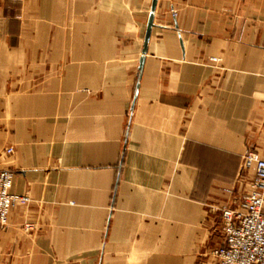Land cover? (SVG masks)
I'll use <instances>...</instances> for the list:
<instances>
[{"label":"crops","instance_id":"crops-1","mask_svg":"<svg viewBox=\"0 0 264 264\" xmlns=\"http://www.w3.org/2000/svg\"><path fill=\"white\" fill-rule=\"evenodd\" d=\"M152 2L0 0V169L29 199L0 264H216L264 160V0H157L143 55Z\"/></svg>","mask_w":264,"mask_h":264},{"label":"built area","instance_id":"built-area-1","mask_svg":"<svg viewBox=\"0 0 264 264\" xmlns=\"http://www.w3.org/2000/svg\"><path fill=\"white\" fill-rule=\"evenodd\" d=\"M13 179L12 172L0 169V226L7 224L15 205L29 201L11 193ZM238 180L244 188L237 202L219 208L222 241L211 255L216 264H264V160L252 147L243 156ZM224 192L233 194L231 189Z\"/></svg>","mask_w":264,"mask_h":264},{"label":"water","instance_id":"water-1","mask_svg":"<svg viewBox=\"0 0 264 264\" xmlns=\"http://www.w3.org/2000/svg\"><path fill=\"white\" fill-rule=\"evenodd\" d=\"M156 1L157 0H153L152 6H151V13L149 16V20H148V24H147V28H146V33H145V37H144V44H143V50H142L143 55L146 53V46H147L148 40L150 38L151 29L153 27V17H154V10L156 7Z\"/></svg>","mask_w":264,"mask_h":264}]
</instances>
